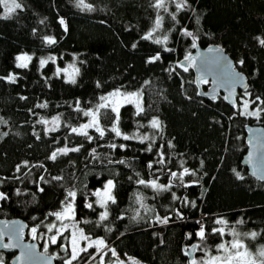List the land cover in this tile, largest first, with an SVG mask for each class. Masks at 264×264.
<instances>
[{"label":"trees","instance_id":"trees-1","mask_svg":"<svg viewBox=\"0 0 264 264\" xmlns=\"http://www.w3.org/2000/svg\"><path fill=\"white\" fill-rule=\"evenodd\" d=\"M156 2L85 0L93 9L88 11L76 7L77 0H22V10L10 19L2 18L0 5V77H17L15 83L0 79V192L9 196L0 201V219L26 221L27 238L33 239L31 229L36 228L41 250L55 256L62 252L61 240L44 246L53 234L48 227L57 224L50 213L62 211L69 199L67 192L75 191L74 220L87 237L103 240L107 247L102 261L100 253L89 248L72 264H112L113 249L143 264H204L207 253L213 255L217 245L230 236L214 231L221 228L215 223L221 219L242 234L257 233L255 239L245 238L250 250L264 247V183L242 166L247 149L244 127L264 126V104L256 100H264V46L259 43L264 39V0H187L190 7L180 11L175 4L181 0H166L167 11L155 8ZM173 14L179 24L171 19ZM158 15L163 21L156 36H167V44L142 39ZM185 27L198 37L200 47L220 45L248 78L249 88L234 105L222 95L213 101L201 97L191 67L187 72L177 67L194 50L191 38L180 35ZM45 37L57 42L47 45ZM165 47L173 51H164ZM158 53L159 61L147 62ZM23 54L32 60L27 68H18L16 57ZM75 59L80 72L72 84L57 75L56 69ZM40 60L49 61L41 67ZM115 89L142 93L143 114L136 115L132 104L120 108V130L135 138L124 140L109 131L113 120L106 118L104 110L103 138L94 129L87 130L91 142L72 133L73 127L88 121L76 109H95L100 97ZM245 101L249 109L261 110L260 119L242 113ZM44 104L47 107L38 106ZM56 117V130L47 131L50 127L41 121ZM153 118L162 122V130L150 127ZM141 136L149 140L142 144ZM150 144L152 152L145 150ZM63 147H80V151L58 154L56 161L49 159ZM158 152L163 153V164L158 163ZM120 160L126 163H117ZM150 162L151 169L147 167ZM184 168L194 175H185L183 184L172 180L171 172L179 176ZM55 176L63 179L53 180ZM140 179L172 187L157 193L140 185ZM108 180L115 184L116 203L109 202L108 219L100 221L105 209L94 193L102 191ZM17 189L21 195L15 194ZM137 195L143 197L150 213L142 209ZM89 203L92 208L86 207ZM157 216L169 217L168 224L159 223ZM201 226L204 241L197 236ZM197 245L189 261L185 251ZM13 256L0 251L4 264H10ZM55 259V264H65L61 257Z\"/></svg>","mask_w":264,"mask_h":264},{"label":"snow or ice","instance_id":"snow-or-ice-1","mask_svg":"<svg viewBox=\"0 0 264 264\" xmlns=\"http://www.w3.org/2000/svg\"><path fill=\"white\" fill-rule=\"evenodd\" d=\"M165 3H166V0H157L154 7L157 9H164L165 11H167V9L165 7ZM0 5H3L4 10H5V15L2 17L3 19H10L11 15L13 13H15L16 10H22V0H21V2H17V0H0ZM76 7L81 8V10H84V9H87L88 11L93 10L92 6L90 4L85 3V0H77ZM175 7H176L177 11H180V10L189 8L190 5L187 3V0H181V2H178L175 4ZM171 19L173 21H175L177 24H179V21L177 20V17L175 14H173L171 16ZM162 21H163V17L158 15L156 20H155V24H154L153 29L151 31H149L146 35H144L142 37V39H144V40L152 39L154 33L161 28ZM41 22H43V21H41ZM59 23L61 25H63L65 27V31H67V26L65 24L64 19H60ZM196 23H199V18H197ZM180 35L182 37H185V38H191V47L197 48L198 37L192 31H189L185 27V28L181 29ZM44 40H45V43L47 45H53L57 42L53 37H45ZM152 42L155 44H167L168 37L165 36L163 38V40L152 39ZM259 43L261 46H264V39L259 40ZM133 47L135 48L136 45L133 44ZM164 51H173V49L165 47ZM209 52H216V53L220 54L219 57L213 61L214 65H215V70H217L219 72L227 71L229 79H231L233 81V83H239V82H242L244 80V77L240 73H237L235 71V68L233 67L231 62H228L226 65L224 63H221V59L226 60V57L223 56V50L222 49H220V48L211 49L210 48ZM52 59L54 62V58H52ZM16 60L18 61L16 67L27 68L29 62L32 60V57L28 56V55H20V56L16 57ZM159 60H160V55L158 53L156 56L150 58L147 62L148 63H154V62L159 61ZM46 63H47L46 60H40L41 67H43ZM185 63H187L188 66H185ZM238 63L240 65H243L244 61L240 60V61H238ZM190 66H195V61H194V59L190 53L185 56L184 61H181L177 64V67L183 68L184 72H187L189 70ZM69 67L72 68L73 71L71 73H68L66 71V75L68 76L67 82L75 84L76 83V76L79 75L80 70L78 68H75L74 65H70ZM210 67L211 66H210L209 61L207 59L201 64L202 70H208ZM170 71H174V69H172ZM59 72H60V70L57 69V74H59ZM0 79H7V81L9 83H15L17 80V77L15 75L9 74L8 77H6V78L0 77ZM201 82L207 83V80H205L203 77H201ZM97 87H101V85L99 83H97ZM213 91H215V89H213ZM21 99H26V98L21 97ZM189 99H190V97H189ZM212 99H215V97L213 96ZM100 100L102 101V103H100L96 107L95 110L84 111L83 109H80V108L76 109V111H78V112L82 111L84 116L90 118V121L88 123L81 125L79 128L73 127L71 129L72 133H75L77 135H82V136L86 137L89 142H91L93 137L89 136L87 130L89 128H94L95 131L99 134V137L103 138L105 136V129L101 126V115H102L101 110H104L103 114L106 116V118L113 120L112 127L110 129H108L109 131L114 133L116 137H122L124 140H129V139L135 138V137H130L128 135L122 134L120 127H119L120 108L125 103L134 104V106L136 108V115L143 114L145 109L142 106V102H141L142 101V93L139 91L125 93V92H122L120 89H115L114 91H112L108 95L101 96ZM256 100H259L261 104H264V100H260L259 97H257ZM255 102L256 101H253V103H255ZM77 103L79 104V101H77ZM38 106L39 107H47L46 104L38 105ZM248 107H249V104L247 101H245L243 104V108H244L243 114L246 116H255L257 119H260L261 110L257 109L254 112H250V111H248ZM108 112L115 114L114 117L109 116ZM0 122H3V121L0 120ZM41 123L48 124L49 121L42 120ZM51 123L54 125H58L59 124V117L54 118L51 121ZM141 127H143V125H141ZM150 127L153 129H157V130H162V122L158 118H153L150 121ZM55 130H56L55 128L47 129V131H55ZM4 135H7V133H4ZM37 138H39V137H37ZM148 140H149L148 136H141L139 138V142L142 144ZM108 146L113 148V149H115L117 147L116 144H110ZM172 146L173 145H171V143H169V147H172ZM119 147L124 148L125 146L120 145ZM145 150L148 152H152V145L150 144ZM79 151H80V147H72V148L63 147V148H60V149L53 151L51 153V155L49 156V159L52 161H56L58 154L67 155L69 152H79ZM92 154L93 155L95 154V149L92 150ZM157 154L160 156V160L158 161V163L163 164L164 163L163 153L158 152ZM253 161H254V156L250 154L249 162L253 163ZM111 162L112 161H109V163H111ZM117 163L124 164L126 162L124 160H120V161H117ZM201 164H203V161H201ZM24 166L27 167L26 162H25ZM253 166L255 167L256 165L253 164ZM40 167H43V165H40ZM147 167L149 169H151L153 167V164L150 162L147 165ZM16 171L17 172L20 171V166H17ZM185 175H194V173H189V170L187 168H184L183 172L180 173L179 176L177 175L176 172H171L172 180L179 179L181 184L184 183L183 178ZM237 177L242 179V177H240L239 173H237ZM40 179L42 181L44 180L43 177H41ZM52 179L56 180V181H60L63 179V177L55 176V177H52ZM44 182L47 183L48 181H44ZM138 183L140 185H144L145 187L152 188L157 193L169 191L172 187L171 183H169L168 185H161V184L157 183L156 180L146 182L144 179H140L138 181ZM185 186H187V185H185ZM114 188H115V184L113 183V181L108 180L105 187H104V190L102 192L97 191L94 193V195H96L99 198L98 199L99 206L101 208L105 209L100 214V221H105L108 219L107 206H108L109 202H111L112 204L116 203V198L113 195V189ZM38 190L40 192L44 191L43 188H39V187H38ZM15 194L21 195L22 193L19 189H17ZM172 195H173L174 199H177V197L175 196V193H173ZM67 197L72 198V200L74 201L75 197H76V192L69 190L67 192ZM136 198H137V201L141 203V206H143V197L140 195H137ZM8 199H9V196L5 192H0V201H6ZM191 206L195 207V203L192 202ZM86 207L92 208V204L89 203L86 205ZM74 211H75V209L73 207V204L72 203H66L64 205L63 211L50 213V215H54L56 220L63 221L66 219H74ZM177 216H180L179 212H177ZM156 219L159 223L166 225V224H168L170 218L169 217L160 218L159 216H157ZM215 223L225 224L226 222L221 219V220L215 221ZM23 227L24 226L21 225L19 228H17L15 226V222H13L12 225H7V224L5 225L6 232H0V235L8 234L11 239H16L18 241V243L16 245H11V244L3 245L5 248H9V247H13V246H17V247L20 246L19 240L21 239ZM55 227H56L55 224L50 225L48 227V231L51 232L52 229ZM36 231H37L36 228L31 229L33 239L36 238ZM214 231L218 232L221 236H223V234H224L223 228H218V229H215ZM232 235H233L234 239L230 242L229 246H226L224 243H221L217 246V251L223 253V255L208 256V258L204 261V264H264V247H261L257 253H252L251 251L248 250L247 246L239 238V236H240L239 233H237L236 231L233 230ZM246 235H249V234H246ZM197 236L199 237V239L201 241H204L206 239V234H205V230H204L203 226H201L200 230L197 233ZM250 236L252 239H255L257 236V233L252 232L250 234ZM88 239L89 238L86 237L82 231L79 232L78 234L75 231L73 232L72 240H71V244H72L71 259L66 261L65 264H72L73 260L78 259V254L80 252H87V250H88L87 248H80L79 247V240H88ZM51 242L56 243L55 236L52 237ZM93 244L97 248L98 252L100 250H102V248L107 247V245H105L103 240H96L93 242ZM93 244H89V247H92ZM195 247H199V245H197ZM195 247L193 250H195ZM32 251H34V250L31 247L26 248L25 251L22 253L21 258H19V259L23 260V259L29 258L32 254ZM111 251H112V255L115 256L116 255L115 250L113 249ZM187 254H188V252L185 251V255H187ZM92 259H95V256H93ZM0 264H3V262L0 261ZM121 264H123V262H121ZM132 264H137V262L135 260H133ZM192 264H196V261H193Z\"/></svg>","mask_w":264,"mask_h":264},{"label":"water","instance_id":"water-1","mask_svg":"<svg viewBox=\"0 0 264 264\" xmlns=\"http://www.w3.org/2000/svg\"><path fill=\"white\" fill-rule=\"evenodd\" d=\"M220 48L223 50V56L226 57V60L221 59V63L225 65L228 62H231L235 71L240 73L244 80L239 83H233L229 79L228 72H219L215 70V65L213 61L219 57V53L209 52V49ZM195 61V66H190L194 75V81L198 88L199 95L201 97H206L210 100H215L219 95H222L225 101L234 105L236 103L239 95L249 88L248 78L244 73L236 68L235 62L232 58L225 52V50L217 44L209 45L207 47L197 48L190 53ZM209 61L210 68L208 70H202L201 64L205 60ZM184 61V59L182 60ZM185 66H188L185 63ZM201 77L207 80L206 88H204V83L201 82ZM215 89V91H213ZM215 99H212V97ZM245 130V144H246V153L242 160V166L245 167L248 171V174L253 177L255 180L264 183V126L262 125H251L248 124L244 127ZM254 156L253 163L249 162V156ZM253 164L256 166L254 167ZM15 222V226L19 228L23 225L21 239L19 240V247L13 246L5 248L3 245L11 244L16 245L18 241L16 239H11L8 234L0 235V251L5 253L13 254L10 264H55L56 259L54 255L44 253L37 240L27 238L28 234V224L26 221L20 218L12 219H0V232H6L5 225H12ZM31 247L34 251L29 258L19 259L22 256V253L26 248ZM195 246L191 247L188 250V259L189 261L194 258V249ZM63 251V250H61Z\"/></svg>","mask_w":264,"mask_h":264},{"label":"rangeland","instance_id":"rangeland-1","mask_svg":"<svg viewBox=\"0 0 264 264\" xmlns=\"http://www.w3.org/2000/svg\"><path fill=\"white\" fill-rule=\"evenodd\" d=\"M180 1V0H179ZM3 14L5 15V10L3 11ZM153 39H161V38H159V37H157L156 36V32L154 33V35H153ZM161 40H163V39H161ZM24 55V54H23ZM20 56V55H19ZM29 56V55H28ZM47 62L49 61V60H46ZM17 63H18V61H17ZM70 65H74L75 66V68H78V64H77V60L75 59L72 63H70V64H68L67 66H65L64 68H57V69H59L60 70V72H59V74H57V69H56V74L57 75H61V76H63V78L66 80V81H68V76L66 75V71L68 72V73H71L72 71H73V69L72 68H70L69 66ZM122 91V90H121ZM122 92H124V91H122ZM109 93H111V92H109ZM109 93H107V94H105V95H103V96H106V95H108ZM125 93H127V92H125ZM142 102V101H141ZM100 103H102V101L100 100L99 101V104ZM98 104V105H99ZM125 104H127V103H125ZM143 104V103H142ZM244 104V103H243ZM243 104H242V113L244 112V108H243ZM132 105H134V104H132ZM135 107V106H134ZM96 109V108H95ZM95 109H91V110H95ZM257 109H254V110H251V109H249L248 108V111H250V112H254V111H256ZM89 111V110H88ZM46 121H49V123L47 124L50 128H53V126H54V124H52L51 123V121L52 120H46ZM90 121V118L88 117V121H87V123ZM3 127V123L2 122H0V131H1V128ZM90 129H94V128H89L88 130H90ZM95 130V129H94ZM183 171H181L180 173H182ZM179 173V174H180ZM105 187V186H104ZM104 190V188L102 189V191ZM101 191V192H102ZM99 199V198H98ZM67 203H72L73 204V200H72V198H70L69 197V199H68V201H67ZM99 204V203H98ZM140 205H141V203H140ZM142 207V209L145 211V212H148V213H150V211H151V209H150V207H148L145 203H144V201H143V206H141ZM63 211V210H62ZM55 217V216H54ZM157 218V217H156ZM161 218V217H160ZM56 219V218H55ZM157 220V219H156ZM56 222H57V224H55V228H53L52 229V231L51 232H53V234L52 235H50L49 236V238L47 239V240H45V243H44V246H46L48 243H52L51 242V239H52V237L53 236H55V238H56V243L59 241V240H61L60 241V244L58 245V247H59V249L61 248L63 251L62 252H60V253H55V256L56 257H61L62 259H64V262H66V261H68V260H70L71 259V253H72V244H71V240H72V234H73V232L75 231V232H77V234L79 233V232H83V230L78 226V224H77V222L74 220V219H66V220H63V221H59V220H56ZM220 226H221V228H223L224 229V233H227V234H229L230 236H229V238H227V240L225 241H223V242H221V243H224L226 246H229L230 245V242L234 239V237H233V235H232V232H233V230L234 231H236L237 233H239L240 234V236H239V238L242 240V242L246 245V240H245V238H250V235H245V234H242L241 232H239L238 230H236L235 228H232V226H230V225H228L227 223H225V224H220ZM83 234L87 237V235L83 232ZM89 238V237H88ZM37 239H39L38 237H37ZM96 240H100V239H88V240H79V247L80 248H87V249H89V248H94L95 250H96V252L99 254L100 253V255H101V261H102V258L105 256V254H106V249H105V247L104 248H102V250H100L99 252H98V250H97V248L94 246V244H93V242L94 241H96ZM220 243V244H221ZM89 244H93V246L92 247H89ZM218 246V245H217ZM247 246V245H246ZM248 248V247H247ZM248 250L249 251H251L252 253H257L259 250H260V248H258V249H256V250H250L249 248H248ZM96 252H95V254H96ZM81 253H83V252H80L79 254H78V257H79V255L81 254ZM215 255H223V253H221V252H218L217 251V247H216V250H215V253L213 254V255H210V254H208L207 253V255H206V257H205V260L208 258V256H215ZM115 257V261L112 263V264H121V262H123V264H132V261L133 260H135L136 262H137V264H143V263H141V262H139L138 260H136L135 258H133V257H130V256H120V255H118L117 253H116V255L114 256ZM4 264V263H3Z\"/></svg>","mask_w":264,"mask_h":264}]
</instances>
